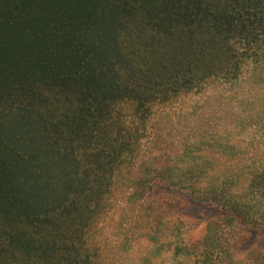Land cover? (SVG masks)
Wrapping results in <instances>:
<instances>
[{
    "label": "trees",
    "instance_id": "16d2710c",
    "mask_svg": "<svg viewBox=\"0 0 264 264\" xmlns=\"http://www.w3.org/2000/svg\"><path fill=\"white\" fill-rule=\"evenodd\" d=\"M145 16L177 41L141 66L132 29ZM220 74L232 79L215 95L225 109L167 104ZM178 129L180 151L156 144ZM151 143L173 156L125 184L119 171ZM155 186L264 226V0H0V258L127 264L129 239L98 214L126 187L152 222L166 197Z\"/></svg>",
    "mask_w": 264,
    "mask_h": 264
},
{
    "label": "rangeland",
    "instance_id": "374dc122",
    "mask_svg": "<svg viewBox=\"0 0 264 264\" xmlns=\"http://www.w3.org/2000/svg\"><path fill=\"white\" fill-rule=\"evenodd\" d=\"M151 23L152 20L145 16L142 18L140 26L132 29L135 44L134 53L137 54V64L141 66L146 64L143 59L145 57L148 62L151 60L163 61L162 54L169 52L166 49L177 41L170 38L159 40L160 38L155 32L146 29L151 26ZM142 26L144 28H141ZM144 72L147 74L146 70ZM219 76L220 78L209 83L207 81L200 84L198 82L204 79L198 80L187 95L175 96L167 104L172 105L171 108L178 111L181 107L189 104L199 107L200 112L206 110L210 114H213L214 111L209 107V104L225 109L229 102L223 101L219 104L220 100L215 95L225 88H231L232 79H226L223 74ZM214 77L211 76V78ZM145 79L141 77L136 81L144 82ZM211 95L212 98H205ZM176 119L174 118V121ZM164 121L165 127L169 128V118ZM185 130L187 131V129ZM180 131L181 129L176 132L171 131L161 142L156 144L159 146L169 144V151L176 148H179L178 151H180L183 148ZM172 140L178 142L170 145ZM155 146L157 145L151 143L146 156L140 161H135L133 166L122 167L119 172H121L120 179L124 183L127 179L137 180L141 174H145L147 179L151 178L152 180L154 178L153 168L155 166L163 168L166 161L173 156L174 151L170 152L168 156L160 158L158 155L160 149L155 151L156 149H153ZM152 149L150 155L148 152ZM183 162L179 161L182 168L184 167ZM161 187L156 188L155 186L154 188L166 194L160 208L162 213L160 217H154L152 222L147 215L141 218L137 216L138 211H134L136 208L134 201L131 208H128L126 187H123V190L117 189L114 194L104 198L105 209L98 214L101 226L105 228L106 232H116L121 237L127 236L129 239L126 244L127 253H124L125 256H123L126 257L127 264H203L206 261L211 262L210 264H220L221 261H224V264H235L230 262V260L233 261L231 258L241 260L240 264H246L249 259L252 261L256 256H264V226L240 225L223 217L224 211L218 205L196 204L190 195L189 188ZM151 205L152 203H147L146 207L149 209ZM175 253L177 256H174ZM0 264L7 263L0 258ZM18 264L57 263L55 260L42 261L20 257Z\"/></svg>",
    "mask_w": 264,
    "mask_h": 264
}]
</instances>
